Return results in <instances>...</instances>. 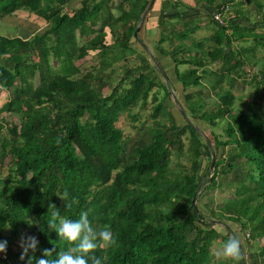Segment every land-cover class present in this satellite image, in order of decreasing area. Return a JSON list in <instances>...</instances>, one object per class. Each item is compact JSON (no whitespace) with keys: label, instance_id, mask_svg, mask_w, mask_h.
<instances>
[{"label":"trees","instance_id":"trees-1","mask_svg":"<svg viewBox=\"0 0 264 264\" xmlns=\"http://www.w3.org/2000/svg\"><path fill=\"white\" fill-rule=\"evenodd\" d=\"M68 1L0 0V19L26 10L49 23L42 33L29 38L0 34V91L9 92L0 114L19 115L8 132L0 118V166L7 168L0 178V240L7 242L11 264H28L27 258L20 260L21 247L14 248L21 236L38 239L37 258L44 249H55L49 259L68 250L70 246L47 226L57 209L71 220L87 211L95 229L112 231L115 243L89 254L100 258L101 264H210L213 243L223 238L212 219L239 222L245 229L249 226L253 237L264 235V66L254 77V91L247 103L237 107L231 91L239 78H245L243 67L250 61L248 47L241 46L236 52V45L254 34L253 42L264 50V31H254L253 26L236 20L227 25L215 21L211 8L228 0H196L203 11L211 12L209 19L218 28L203 38L206 45L203 39L193 41L197 47L193 54L184 41L198 25L189 26L191 22H184L179 11L166 12L184 6L196 10L195 6L164 0L157 50L170 54L175 62L184 108L189 112H185V123L173 118L164 123L156 120L167 111L154 89L162 87L169 96L173 89L169 80L155 81L143 71L147 63H138L130 76L123 72L114 84L116 71L106 73L115 62L139 53L132 41L143 42L134 31L150 0H81V7L72 14L64 7ZM257 6L262 12L258 24L264 28L263 4L257 2ZM174 19L182 21V29L171 27ZM106 27L112 43L106 41ZM166 41L172 44L169 50L162 46ZM91 51L97 53L98 62L93 69L81 71L76 62ZM183 51L190 55L176 56ZM216 62L219 66L213 71L209 65ZM179 65L187 67L179 70ZM223 82L229 87L217 92L216 106L207 108L204 89L222 90ZM106 86L108 94L103 92ZM191 87L195 89L188 92ZM149 97L155 103L151 117L156 125L131 141L116 122L122 113L144 108ZM132 116L138 117V112ZM195 120L215 129L219 121H225L226 138L221 140L216 134L210 146L216 148L215 155L219 147H225L228 155L211 169V152ZM203 148L208 165L200 174L198 159H192L189 167L179 162L182 169L177 172L171 169L173 152L202 155ZM231 173L236 185L233 200L211 210V217L204 215L192 203L194 192L201 183L203 189L219 188L216 176L222 179ZM65 191L69 196L63 202L58 196ZM51 204L57 209L49 208ZM259 254L264 256V246ZM242 260L245 264L241 253L240 264Z\"/></svg>","mask_w":264,"mask_h":264},{"label":"rangeland","instance_id":"rangeland-1","mask_svg":"<svg viewBox=\"0 0 264 264\" xmlns=\"http://www.w3.org/2000/svg\"><path fill=\"white\" fill-rule=\"evenodd\" d=\"M160 1L156 0L155 4L152 8V11L157 12V8L160 7ZM186 3H189L190 6H195L197 10L200 9L199 5H196V0H185ZM225 2V1H224ZM228 5L232 12L235 14V20L238 21L240 24L244 25L245 27L253 26L252 29L254 31L263 32L264 28L260 27L258 24V20L260 19V14L262 13L259 11V7L257 6V2H260L263 4V10H264V0H251V2H248L247 0H228ZM226 4V3H225ZM73 7H78L80 5L79 0H76L75 3L72 4ZM67 8V7H66ZM70 9V8H68ZM66 9V10H68ZM154 9V10H153ZM206 11V10H205ZM240 12L239 15H237ZM17 12V11H16ZM14 12L12 15L2 18L0 20V34L6 35L9 37L13 36H20V37H30L33 33H42L45 29L49 27V23L47 24L46 20L43 17H40L34 13H31L26 10H18L16 13ZM206 12H210L207 10ZM72 14V12H70ZM156 14V13H155ZM175 21H171L170 23H173ZM140 24V23H139ZM138 24V25H139ZM144 21L140 24V29L138 31V38L142 40L143 44H145L144 50H140L139 47L142 46L141 43L137 41H132V44L137 47V50H139L143 56L147 58V63L149 64L148 71L146 69L145 72H150L151 76L155 75V78H157L159 83H162L165 81L163 79L162 75L158 72L157 68L154 67L155 62L153 64L152 59L149 56L150 52L155 51V47L157 46V42L159 39V29H154L155 19L151 18L148 23L146 24L148 27L146 32H143ZM258 24V25H257ZM197 23L195 21H191L189 26H195ZM175 29H182L181 22H178L174 25ZM210 28L216 30L218 27L214 23H210ZM107 32L106 41L107 43H112L113 38L110 34V28H105ZM207 32H210L208 30L209 27L205 28ZM148 31V32H147ZM253 31V32H254ZM203 31L198 28V30L190 36L186 41H184L185 44L189 45L192 52L197 49L196 46H194L193 41H198L201 36H203ZM206 34V33H205ZM254 34L249 36L248 41L244 42H238V45H236V52H239V47H248V52L246 53L249 60L246 64H244L243 67V73L245 75V78H239L237 80L236 84V90L238 95L236 96L235 105L238 107L241 103H247L252 96V93L254 91V77L258 75V69L264 66V50L261 46H258L253 42ZM175 40V39H174ZM173 40V41H174ZM205 41V40H203ZM79 42L82 44L83 39L80 38ZM179 43L178 41H175V44ZM204 44H207V41L204 42ZM164 48H167L168 50L171 49L172 44L169 41H166L162 44ZM247 49V48H246ZM253 52V55H251V51ZM157 51V50H156ZM158 52V51H157ZM95 51H91V53L84 59H81L76 62V64L79 65L81 71L85 70H91L93 69V66L97 64L98 62V55ZM189 56V52L183 51L182 53H178L176 56ZM192 55V54H191ZM136 59L135 56H129L124 61H118L115 62L112 66L108 67L106 69V73L110 75L108 72L111 69H114L116 71V74L112 75L111 82L114 84L118 77L124 74L126 76H130L134 71H136V66L138 63H141L140 59ZM166 59H169V64L166 63ZM143 60V58H142ZM146 60V59H145ZM161 60L164 63V71L166 74L169 75L171 80H174V74L172 72V68L174 66V61L171 58V55H162ZM140 61V62H139ZM144 61V60H143ZM127 66V68L124 70V68H121V65ZM58 65L57 61L53 62V66L56 67ZM153 65V67H152ZM186 68L185 65H179V69L183 70ZM167 75V76H168ZM243 75V74H242ZM215 77V76H213ZM210 77L209 80L213 82L214 78ZM205 81L204 83H206ZM166 83V81H165ZM172 88H174V84L171 83ZM178 92H180V95H177L173 89H170V95L166 96L164 89L162 87L155 88V92H158L157 99L160 101V103L164 106L167 113H162L159 115V117L156 119L158 122H164L168 123L173 118L176 123H185V117L184 114L181 113V111L178 109V107L175 104L174 97L177 98L181 106L183 107L184 111L188 114V110H185V99L183 97V93L180 90V87L177 84ZM192 88V87H191ZM103 92L105 94H108L110 92V88L107 86L103 88ZM212 91L205 90L204 93L207 94V96H202L203 99L206 101L207 108H213L216 104L217 97L213 96ZM211 93V94H209ZM9 98V92L5 89H2L0 91V107L8 100ZM195 99V98H194ZM154 104L152 101V98L149 97V100L144 108H135L131 113H122L116 122V126L122 129L124 136L131 138V141L135 138H138L141 134H145L149 128L152 129L155 127L156 123L155 120L151 117L152 110L154 108ZM216 106V105H215ZM237 110V109H235ZM135 112H138V117L133 118V114ZM0 118L5 122L6 129L5 132H8V129L12 126L13 123H18L19 115L16 113H9V112H1ZM197 125H199L203 129L204 134V140L208 142L210 145L214 142V135L218 134L219 138L221 140L225 139V133L223 132V128L225 126V121H219L216 129L211 128L209 125L204 123L203 121H194ZM185 145L187 146L188 138L185 137L184 139ZM185 146V147H186ZM210 152H214L216 150L215 147L213 149L211 146L209 147ZM214 150V151H213ZM226 155H228V152L225 147H219L216 153V159L215 163L219 164L222 159H226ZM192 159H198L201 162V169L198 171V174H200L202 171L206 170L208 165V155L205 152L203 148V154H195L191 151L184 150L183 153L179 154V156L176 155V152H173L172 160H171V169L177 172L178 170H181V166L179 165V162H182L184 166L189 167L190 161ZM243 162H245V159H243ZM8 165V164H7ZM241 165V164H240ZM7 173L6 166H0V178ZM244 174V172H241ZM227 175V174H226ZM224 175L221 179L218 176L217 180L221 182V186L219 188H215L214 190L210 189H203V184L201 183L200 188L198 190L197 198H196V205L198 209L206 216L211 217L210 212L211 210L216 209L217 207L221 206L227 201L233 200L234 198V188H236L235 182H233L235 179L231 174ZM232 182H230V181ZM231 184V185H230ZM2 185V184H1ZM230 185V187L228 186ZM214 219H212L213 227L223 236V238H218L214 241L212 246V255L213 260L210 264H240L239 260H232L224 258L221 253L222 249L225 243L230 238H237L240 241L241 246V253L242 258L246 262L245 264H264V256H261L259 253L261 251V248L264 246V235L257 236L255 235L253 237V233L251 231V228L249 226L245 228L240 226L239 222L230 221L227 219H222L221 222H214ZM228 227V228H227ZM228 231H231L229 234V237L226 235ZM250 235V236H249ZM18 240L21 242V237ZM244 264L243 260L241 262Z\"/></svg>","mask_w":264,"mask_h":264},{"label":"clouds","instance_id":"clouds-1","mask_svg":"<svg viewBox=\"0 0 264 264\" xmlns=\"http://www.w3.org/2000/svg\"><path fill=\"white\" fill-rule=\"evenodd\" d=\"M235 20V19H234ZM69 193L65 191L58 196L63 202L67 200ZM75 203V201H73ZM65 204V203H64ZM70 207L69 204H65ZM49 208H56L51 204ZM48 229L57 234L60 241L66 242L70 247L67 251L56 253L55 258L49 259L53 256L55 249H44L42 256L37 258L34 254L38 248V239L35 236H22L20 247L22 249L20 260H28V264H32L33 258L35 264H101L100 258L96 256H89L97 248H107L115 243L113 233L108 228L97 230L93 227L88 219V212L82 211L79 219L71 220L60 215V211L53 212L48 221ZM7 242L0 241V253L6 252ZM32 253L33 255H29ZM221 255L224 258L238 261L241 257L240 241L237 238H230L224 244Z\"/></svg>","mask_w":264,"mask_h":264},{"label":"crops","instance_id":"crops-1","mask_svg":"<svg viewBox=\"0 0 264 264\" xmlns=\"http://www.w3.org/2000/svg\"><path fill=\"white\" fill-rule=\"evenodd\" d=\"M156 1V0H155ZM183 3H186L185 2V0H181ZM76 2V0H69L65 5H64V7H65V9H68V8H70V9H68L69 10V12H72V10H76V9H78V8H80L81 7V0H79V3H80V5L78 6V7H73V3H75ZM163 2H164V0H161L160 1V7H158L157 8V12H156V9H155V11H153V12H151L152 11V8H153V6H154V4H155V2H154V4L152 5V7H151V9H149L148 10V12H147V14H146V16H145V18H144V24H143V27H142V30H143V32H146V30H147V28L146 27H148L146 24L148 23V21L151 19V18H154L155 19V23H156V25H154V29L156 30V28H158L159 29V26H158V17H159V15H160V13H161V11H162V9H163ZM186 4H189V3H186ZM67 7V8H66ZM199 7H201V11H200V9L199 10H189L186 6H184V7H181L180 9H178V10H176V9H174V8H172V7H170L169 8V12H166L167 14H174L175 13V11H179V12H181V15H182V20L185 22V21H187V22H191V21H195L196 23H197V25H198V28H200L203 32V36H201L200 38H199V41H201V39H203V38H205V37H207V36H209V35H211V34H214V32L216 31V30H214L213 28L211 29L210 28V23H214V22H212L210 19H209V15H208V13H213V11L216 9L214 6L211 8V12H206V11H203V5L201 4ZM154 10V9H153ZM21 11H23V10H21ZM18 12V11H17ZM16 12V13H17ZM156 13V14H155ZM237 13V12H236ZM240 13H238L237 15H239ZM10 16V15H9ZM6 17H8V16H6ZM5 18V17H4ZM2 19V18H1ZM0 19V20H1ZM172 21H175V22H173V23H171V27H174V25L175 24H177L178 22H181V24H182V21H180V20H178V19H174V20H172ZM241 23V22H240ZM215 24V23H214ZM216 25V24H215ZM208 28L209 27V29L210 30H208V31H210V32H207L206 30H204L205 28ZM198 28H197V30H198ZM148 32V31H147ZM227 32L228 33H230L231 32V27H228V30H227ZM158 33H159V31H158ZM206 33V34H205ZM195 35V34H194ZM141 39V38H140ZM204 40V39H203ZM141 45L142 46H140L139 47V49L140 50H144V46L145 45H143V43H141ZM132 46H133V48H135L136 50H137V47L136 46H134L133 44H132ZM156 49H155V51H153V52H150L149 53V56H150V58L152 59V61H153V64H154V59H156L157 58V60H158V62H159V64H160V66H161V68L163 69V72H161L159 69H158V67L156 66V68H157V70H158V72L160 73V75H162V77H163V79H165V81L167 82L168 80L171 82V83H173L174 84V88H173V91H175L176 93H177V95H180L181 93L180 92H178V87H177V84H178V86L180 87V90L182 91V93L184 94V92H183V87H182V85H181V83L177 80V78H176V75H175V62L173 63L174 64V66H173V68L171 69L172 70V72H173V74H174V80L172 81L171 79L172 78H170L169 77V75L168 74H166L165 73V71H164V69H165V67H164V63H163V61L161 60V57H162V54L157 50V46L155 47ZM165 49H167V48H165ZM158 52H157V51ZM196 50V49H195ZM195 50L193 51V54H194V52H195ZM139 53L136 55V57H138V58H141L140 56H143V54L139 51V50H137ZM182 53V52H181ZM142 58H143V60H142ZM141 59H140V61H141V63H147L146 61H147V58L146 57H142ZM146 59V60H145ZM168 60L169 59H166V63L167 64H169V62H168ZM139 61V62H140ZM173 61V60H172ZM148 64V63H147ZM186 67H187V65H185ZM218 66H219V62H216V63H214V65H209V68L211 69V70H216V68H218ZM152 67H153V65H152ZM146 68H148V66L147 67H144L143 68V71L145 72V70L144 69H146ZM178 69H179V67H178ZM147 71H148V69H146ZM180 70V69H179ZM184 70V69H183ZM145 73H147L150 77H154L155 78V75H152L151 76V74H150V72H145ZM164 73V74H163ZM165 75V76H164ZM168 75V76H167ZM155 81H157L158 82V80H157V78H155ZM164 81V82H165ZM214 81V80H213ZM237 84V83H236ZM236 84L233 86V88H231V91L237 96L238 95V93H237V88H236ZM209 86V85H208ZM229 86H228V83L227 82H223V86H222V90L221 89H216V90H212V89H209L208 88V91H212L211 93H212V95L213 96H217V92L219 91V92H223L225 89H227ZM193 89H195V88H189V90H187L188 92L189 91H193ZM204 90H206V89H204ZM186 91V92H187ZM180 93V94H179ZM211 93H209V94H211ZM203 96H207V94L206 93H204L203 94ZM22 237V236H21ZM20 238V237H19ZM17 239L16 240V245L14 246V248L16 249L18 246H20V242L18 241V240H20V239Z\"/></svg>","mask_w":264,"mask_h":264},{"label":"built area","instance_id":"built-area-1","mask_svg":"<svg viewBox=\"0 0 264 264\" xmlns=\"http://www.w3.org/2000/svg\"><path fill=\"white\" fill-rule=\"evenodd\" d=\"M212 17L219 24L227 25L228 22L235 19V14L231 11L228 3H226L216 8L212 13ZM0 264H11V259L7 252L0 253Z\"/></svg>","mask_w":264,"mask_h":264},{"label":"water","instance_id":"water-1","mask_svg":"<svg viewBox=\"0 0 264 264\" xmlns=\"http://www.w3.org/2000/svg\"><path fill=\"white\" fill-rule=\"evenodd\" d=\"M154 2H155V0H150L148 6H147V8H146V10L144 11V13L142 14V16H141V18H140V20H139V23H140V24L143 22V20H144L146 14H147V12H148V10L152 7V5L154 4ZM140 24L137 25V27H136V29H135V31H134V36H138V31H139V29H140ZM154 62H155V64H156V66L158 67V69H159L161 72H163V69L161 68L159 62H158L156 59H154ZM163 74H164V73H163ZM164 76H165V75H164ZM174 100H175V104H176V106L178 107V109L181 111L182 114L185 115V111H184L183 107L181 106V104L179 103V101L177 100L176 97H174ZM207 145H208V147H210V144H209L208 142H207ZM215 157H216L215 153L212 152V154H211V164H210V169L212 168V166H213L214 163H215ZM199 188H200V185L198 186L197 190L194 192L193 197H192V203H193L194 205L196 204V197H197V194H198V190H199ZM240 252H241V246H240Z\"/></svg>","mask_w":264,"mask_h":264}]
</instances>
